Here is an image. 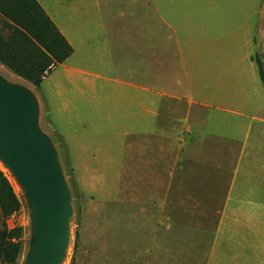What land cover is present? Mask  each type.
Listing matches in <instances>:
<instances>
[{
	"label": "rangeland",
	"instance_id": "rangeland-1",
	"mask_svg": "<svg viewBox=\"0 0 264 264\" xmlns=\"http://www.w3.org/2000/svg\"><path fill=\"white\" fill-rule=\"evenodd\" d=\"M38 1L77 53L0 82L32 97L69 198L60 264H264V0ZM5 175L30 264L36 209Z\"/></svg>",
	"mask_w": 264,
	"mask_h": 264
},
{
	"label": "water",
	"instance_id": "water-1",
	"mask_svg": "<svg viewBox=\"0 0 264 264\" xmlns=\"http://www.w3.org/2000/svg\"><path fill=\"white\" fill-rule=\"evenodd\" d=\"M28 92L0 82V156L26 185L36 209L39 248L30 264H60L65 253L70 204L47 141L33 127Z\"/></svg>",
	"mask_w": 264,
	"mask_h": 264
},
{
	"label": "trees",
	"instance_id": "trees-1",
	"mask_svg": "<svg viewBox=\"0 0 264 264\" xmlns=\"http://www.w3.org/2000/svg\"><path fill=\"white\" fill-rule=\"evenodd\" d=\"M74 54V49L38 0H0V62L20 78L39 86ZM258 66L264 87V63ZM0 264H18L22 229L6 221L18 213L21 202L0 169Z\"/></svg>",
	"mask_w": 264,
	"mask_h": 264
},
{
	"label": "bare ground",
	"instance_id": "bare-ground-1",
	"mask_svg": "<svg viewBox=\"0 0 264 264\" xmlns=\"http://www.w3.org/2000/svg\"><path fill=\"white\" fill-rule=\"evenodd\" d=\"M0 168L7 173V175L11 178L13 184L19 192H26L27 188L20 176L17 174L13 166L0 156Z\"/></svg>",
	"mask_w": 264,
	"mask_h": 264
},
{
	"label": "crops",
	"instance_id": "crops-1",
	"mask_svg": "<svg viewBox=\"0 0 264 264\" xmlns=\"http://www.w3.org/2000/svg\"><path fill=\"white\" fill-rule=\"evenodd\" d=\"M43 8H44V7H43ZM45 10H46V9H45ZM49 16L51 17V15H49ZM52 20L55 22V19H54V18H52ZM161 20L163 21L162 16H161ZM55 24L57 25V27L59 28V30L62 32V34L66 37V39L69 41V43L72 45V43H74V42H72L73 39H71V36H69V34H67V33H66V32L60 27V25H59L58 23L55 22ZM74 34H75V35H79V33H77V32H75ZM75 37H76V39H74V40H75L76 43H78V42H79L78 39L80 38V35H79V36H75ZM72 47H73V45H72ZM73 49H74V47H73ZM76 53H77V52L74 50V54H75V55H76ZM74 54H73V55H74ZM73 55H72V56H73ZM2 65H3V64H2ZM63 65H64V64H63ZM63 65H61V66H63ZM3 66H4V65H3ZM59 67H60V66H59ZM23 80H24V79H23ZM142 90H143L145 93H146L148 90H149V91H152V92H154V94H158V95H160V97H164V96H165V94H164L163 92L160 91V93H158L157 90H155V89H154V90H151V89H148V88H143ZM171 98H178V97H177L176 95H172ZM204 105L209 107L211 104H209V103H205ZM145 111H146V110H145Z\"/></svg>",
	"mask_w": 264,
	"mask_h": 264
}]
</instances>
